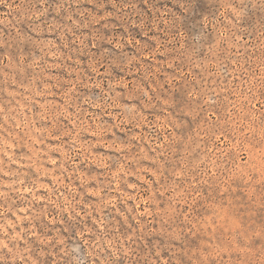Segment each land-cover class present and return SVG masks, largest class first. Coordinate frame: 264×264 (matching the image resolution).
<instances>
[{"label":"rangeland","instance_id":"obj_1","mask_svg":"<svg viewBox=\"0 0 264 264\" xmlns=\"http://www.w3.org/2000/svg\"><path fill=\"white\" fill-rule=\"evenodd\" d=\"M97 238L264 264V0H0V264Z\"/></svg>","mask_w":264,"mask_h":264},{"label":"clouds","instance_id":"obj_2","mask_svg":"<svg viewBox=\"0 0 264 264\" xmlns=\"http://www.w3.org/2000/svg\"><path fill=\"white\" fill-rule=\"evenodd\" d=\"M232 11L235 10L233 9ZM164 126L167 127V123H165ZM83 235L84 234L82 233L81 237H83ZM0 245L7 247L8 241H0ZM105 247L110 249L113 254H115L117 251L116 244L113 240L104 239L103 241H101L99 238H97V240L92 242L91 247H89V249L87 250V256L92 257L94 260H99V264H110L106 256H102L99 254L103 252ZM9 251H11V248H9ZM65 255L70 257L72 264H86V260L82 258L79 247H72L71 249L65 250ZM33 264H36V262L33 261Z\"/></svg>","mask_w":264,"mask_h":264}]
</instances>
